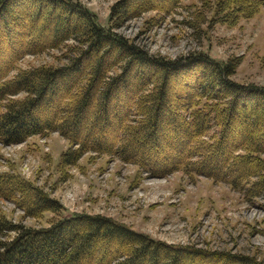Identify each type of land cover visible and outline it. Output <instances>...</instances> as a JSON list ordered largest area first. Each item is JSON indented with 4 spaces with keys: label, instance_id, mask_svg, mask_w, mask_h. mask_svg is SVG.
Segmentation results:
<instances>
[{
    "label": "trees",
    "instance_id": "trees-1",
    "mask_svg": "<svg viewBox=\"0 0 264 264\" xmlns=\"http://www.w3.org/2000/svg\"><path fill=\"white\" fill-rule=\"evenodd\" d=\"M18 1L23 0H0V56L13 50L0 65L2 145L57 132L70 145L60 155L59 170L90 152L134 164L150 177L183 171L251 196L264 190V87L231 78L240 58L219 60L204 51L175 59L155 56L115 31L143 11L158 12L154 18L173 12L180 0H118L107 26L74 0H30L35 13L15 7ZM203 3L195 21H188L194 28L206 21L234 25L262 5L261 0ZM41 14H49L52 24ZM43 34L48 39L42 41ZM62 46L63 63L18 65L27 54ZM197 67L195 80L172 93V83ZM254 97L261 107L252 111ZM234 122L242 128L239 137L232 133ZM0 198L24 216L52 214L47 226L37 228L0 213V236L12 234L0 239V264H259L248 256L168 243L104 214L68 212L14 171L0 172Z\"/></svg>",
    "mask_w": 264,
    "mask_h": 264
},
{
    "label": "rangeland",
    "instance_id": "rangeland-1",
    "mask_svg": "<svg viewBox=\"0 0 264 264\" xmlns=\"http://www.w3.org/2000/svg\"><path fill=\"white\" fill-rule=\"evenodd\" d=\"M74 1L86 6L99 23L107 26L111 7L118 0ZM261 1L254 15L234 25L206 21L194 28L188 21H195L194 13L201 10L205 0H180L173 12L154 18L158 12L143 11L126 19L115 31L150 54L169 59L198 51L219 60L239 57L240 63L231 78L241 84L264 87V0ZM14 5L32 13L37 10L30 0ZM49 10L56 13L59 8ZM48 15L41 14V20L52 24ZM46 39L43 34L41 40ZM12 52L11 48L4 49L0 65ZM64 53L62 46L40 54H27L18 65L20 68L58 65L65 61ZM199 70L197 67L190 75H181V80L172 83V93L185 83H192ZM258 100L252 98V111L261 107L257 105ZM232 133L234 137L243 133L240 123H233ZM260 139L264 140L263 132ZM69 146L57 132L45 137L34 135L19 144L0 143V172L19 173L58 199L68 212L104 214L168 243L248 256L264 264V190L251 196L243 188H234L224 181L183 171L150 177L134 164L90 152L75 166L59 170L60 155ZM0 213L15 223L37 228L47 226L52 216L51 213L39 219L24 216L14 203L2 198Z\"/></svg>",
    "mask_w": 264,
    "mask_h": 264
}]
</instances>
